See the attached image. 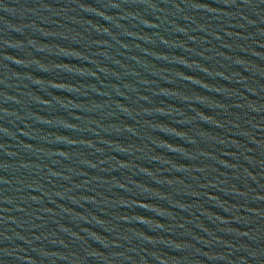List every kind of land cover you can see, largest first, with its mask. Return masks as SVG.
Returning <instances> with one entry per match:
<instances>
[{
	"label": "water",
	"instance_id": "water-1",
	"mask_svg": "<svg viewBox=\"0 0 264 264\" xmlns=\"http://www.w3.org/2000/svg\"><path fill=\"white\" fill-rule=\"evenodd\" d=\"M0 264H264V0H0Z\"/></svg>",
	"mask_w": 264,
	"mask_h": 264
}]
</instances>
